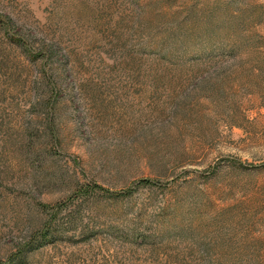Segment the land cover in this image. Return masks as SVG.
<instances>
[{
    "label": "rangeland",
    "instance_id": "374dc122",
    "mask_svg": "<svg viewBox=\"0 0 264 264\" xmlns=\"http://www.w3.org/2000/svg\"><path fill=\"white\" fill-rule=\"evenodd\" d=\"M17 256L264 264V0H0V264Z\"/></svg>",
    "mask_w": 264,
    "mask_h": 264
},
{
    "label": "trees",
    "instance_id": "16d2710c",
    "mask_svg": "<svg viewBox=\"0 0 264 264\" xmlns=\"http://www.w3.org/2000/svg\"><path fill=\"white\" fill-rule=\"evenodd\" d=\"M144 183H149L148 181H145ZM87 194H95L97 192H105L106 194H109L111 196H119L116 192L108 191L104 187H102L100 184L94 183L89 185L85 190H83ZM58 214L59 212H55L52 216V219L50 220V223L47 226V230H44V235H42V240L47 242L49 239H51L52 235V228L54 227V223L58 221ZM12 264H18V256L15 259L11 260Z\"/></svg>",
    "mask_w": 264,
    "mask_h": 264
}]
</instances>
